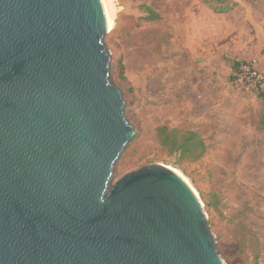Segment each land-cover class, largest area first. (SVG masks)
Returning a JSON list of instances; mask_svg holds the SVG:
<instances>
[{
    "label": "water",
    "instance_id": "95a60500",
    "mask_svg": "<svg viewBox=\"0 0 264 264\" xmlns=\"http://www.w3.org/2000/svg\"><path fill=\"white\" fill-rule=\"evenodd\" d=\"M101 0H0V264H223L171 168L113 179L134 136Z\"/></svg>",
    "mask_w": 264,
    "mask_h": 264
},
{
    "label": "rangeland",
    "instance_id": "374dc122",
    "mask_svg": "<svg viewBox=\"0 0 264 264\" xmlns=\"http://www.w3.org/2000/svg\"><path fill=\"white\" fill-rule=\"evenodd\" d=\"M109 78L134 129L116 181L151 164L173 169L201 203L223 264H264V0H105ZM154 14V15H151ZM245 60L233 73L224 58ZM122 71V72H121ZM194 131L197 154H169L157 128Z\"/></svg>",
    "mask_w": 264,
    "mask_h": 264
},
{
    "label": "trees",
    "instance_id": "16d2710c",
    "mask_svg": "<svg viewBox=\"0 0 264 264\" xmlns=\"http://www.w3.org/2000/svg\"><path fill=\"white\" fill-rule=\"evenodd\" d=\"M219 4L213 5V10L217 13H227L231 11L236 5L235 2H226L225 0H219ZM151 15H154L151 13ZM229 64L233 73H239L242 71V67L245 65H251V62L245 60L224 58ZM122 72V71H121ZM260 83L259 81H257ZM264 98V92L260 94ZM160 143L169 154L179 152L181 154H199L204 149L203 142L198 138V135L194 131L181 132L176 129H168L166 126H161L157 128ZM200 146V152L196 153L193 149L194 146Z\"/></svg>",
    "mask_w": 264,
    "mask_h": 264
},
{
    "label": "built area",
    "instance_id": "2783aa9c",
    "mask_svg": "<svg viewBox=\"0 0 264 264\" xmlns=\"http://www.w3.org/2000/svg\"><path fill=\"white\" fill-rule=\"evenodd\" d=\"M245 66H249V65H245ZM244 67V66H243ZM243 67H242V72H243ZM248 70H251L250 73H247V78H254L256 81H259L260 83H263L264 81L262 80L260 74H257V72L252 68V67H248Z\"/></svg>",
    "mask_w": 264,
    "mask_h": 264
},
{
    "label": "bare ground",
    "instance_id": "6f19581e",
    "mask_svg": "<svg viewBox=\"0 0 264 264\" xmlns=\"http://www.w3.org/2000/svg\"><path fill=\"white\" fill-rule=\"evenodd\" d=\"M101 4L103 7V11H104V15H105V20H106V28L110 27L111 24V19H110V15L108 13V7H107V3L105 0H101Z\"/></svg>",
    "mask_w": 264,
    "mask_h": 264
}]
</instances>
